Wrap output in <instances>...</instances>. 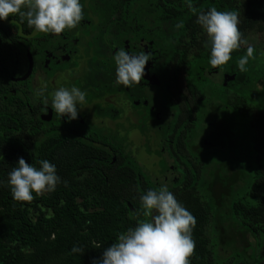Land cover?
I'll list each match as a JSON object with an SVG mask.
<instances>
[{"label": "trees", "instance_id": "1", "mask_svg": "<svg viewBox=\"0 0 264 264\" xmlns=\"http://www.w3.org/2000/svg\"><path fill=\"white\" fill-rule=\"evenodd\" d=\"M134 1L99 0L98 5L100 10L111 11L127 9V3ZM156 3L146 0L144 7L155 14V19L158 17L156 28H114L111 38L101 35L99 41L119 48L128 41L135 53L143 50V44L147 46L157 61L151 64L152 70L160 79L156 83L149 81L143 101L151 102L154 91H159L165 102L172 101L173 88L183 89V83L192 94L204 96L203 107L196 109L202 116H197L200 127L194 134L203 167L196 171L189 167L191 177L186 178L181 190L167 184L196 219L192 232L196 247L190 264H264V58L254 47L255 58L249 60L247 72H241L237 61L246 54V48L241 47L232 53L225 71L219 74V69L209 64L210 47L204 46L207 35L185 0H163L158 6ZM192 3L203 12L212 7L238 12L239 29L246 39L251 32L264 31V0ZM180 21L184 27L178 29ZM1 25L0 100L4 103L0 106V264H92L102 259L104 250L117 242L120 233L136 226L133 213L140 207V195L162 184L146 177L140 182L144 173L128 157L124 146H95L66 137L58 128L48 132L36 128V136L32 130L21 137L26 129L24 115L14 102L17 97L6 89V80L11 71H21L25 65L26 52L20 45L23 34ZM157 110H162L163 119L172 112L187 114L167 105L156 107L154 112ZM153 121L150 131L154 132L158 120ZM20 157L37 168L40 160L54 164L61 178L56 190L42 197L33 193L35 198L30 204L16 202L8 177ZM159 169L163 183L170 171L169 163L163 159ZM207 171L209 182L204 180ZM241 183L243 186L238 188ZM216 184L229 188L230 193L216 194L212 189ZM203 189L209 198L205 204ZM215 218L214 233L228 240L218 251H213L208 237ZM93 241L100 247H94ZM74 246L81 247L83 255L72 253ZM227 246H231L234 257L225 261L217 255ZM250 247L255 249L252 254L247 250Z\"/></svg>", "mask_w": 264, "mask_h": 264}, {"label": "flooded vegetation", "instance_id": "2", "mask_svg": "<svg viewBox=\"0 0 264 264\" xmlns=\"http://www.w3.org/2000/svg\"><path fill=\"white\" fill-rule=\"evenodd\" d=\"M98 1L80 0L83 5L84 19L75 29L66 30L59 36L35 32L34 29L27 26L26 21L21 22L18 15L9 17L7 21L0 20L5 28L8 26L17 34H23V44L20 45L23 46L26 52L24 67L21 71L16 69L15 72L11 71V74H8L6 89L17 97L14 101L17 109L24 115V123L27 121V124H30L27 135H30L33 130L32 134L36 136V128L45 130V132L58 128L61 134L66 137L95 146L104 143H110L111 146H117L118 148L124 146L128 157L137 163L140 171L144 173L143 177H139L140 182H144V177L148 178V173H151L152 170H160V163L164 159L169 163L170 171L165 174L163 183L176 185L175 188L181 190L185 188L186 178L191 177L189 167L193 170L197 167H203L202 158L197 152L198 145L196 142L198 141L195 140L194 134L200 127L196 109L200 111L203 107V101L201 100L204 96L199 92L192 94L183 83V89L179 90V86L173 88L172 101L165 102L162 94L154 90V92H151L152 101H143L142 96L146 93L149 81L156 83L160 79L157 73L152 70L151 64L157 62L152 57L145 67V75L140 84L133 85L130 88L124 86L122 88L121 85L116 84L114 55L120 48L99 41L101 35H108V38H111L112 36L109 34L114 31V28H120L122 31L129 27L141 31L156 28L154 25H157L158 17L155 19V14L144 8L146 7V0H135L127 3V9L119 8L111 11L100 10ZM156 1V6L163 3V0ZM86 3L89 4V9L85 8L84 4ZM119 6H121V3ZM150 6L153 7L152 4ZM147 17L150 20H147ZM147 23L150 24L147 25ZM0 28H3V25ZM127 44L128 41H126V46L123 48L130 54L135 53ZM142 47L144 51L140 49L138 53H148L147 46L143 44ZM72 63H76L75 67L72 66ZM86 65L87 68L83 77L81 70ZM64 66L68 68L64 70L62 68ZM55 70L60 71L53 74ZM29 72L30 75L27 77ZM61 74L67 77L59 79ZM25 77L27 78L24 79ZM72 86H76L87 93L86 106L94 111L95 117L100 114L104 116L106 113L103 123L107 122L110 127H115L112 123H116L117 117H119V119H125L126 124L131 125L136 123L137 117H145V129L130 128L125 130L122 136L118 132L115 138L105 133L101 135L96 133L92 137L90 131L84 130L81 123L78 124L79 129L75 128L76 120L70 122L65 120L67 118L65 117L62 122L57 123L61 117L59 115L55 116L54 111L51 109V94L59 87L71 88ZM38 92L41 94H38ZM229 97L235 101L232 95ZM45 98L48 99L47 105L43 103ZM110 99H122L124 107L121 108L118 104L113 105V107L111 105L105 107L101 102L105 100L111 103ZM0 103V106H2L4 102L0 100ZM20 103L23 105L21 109L18 107ZM237 104L240 105L238 99ZM166 105L168 107H178L179 110L187 111V114L178 111L176 115L172 112L168 113L169 115L163 119L162 110L154 111L156 107ZM123 115L124 117H122ZM88 118V116H83L82 113L78 115V121L85 124ZM154 118L158 120V123L153 132L150 130L154 124ZM176 128H180L182 131L178 132ZM21 137L25 138L26 135L23 136L22 134ZM136 138L145 139V142L142 145H135ZM38 139H40V136ZM205 144L210 145V142L205 141ZM129 145H131V148L128 147ZM108 149L111 148L108 147ZM159 152L161 157H158ZM186 152L190 153L189 158ZM141 156L152 161L148 164L149 166H143L141 162L139 163Z\"/></svg>", "mask_w": 264, "mask_h": 264}, {"label": "clouds", "instance_id": "3", "mask_svg": "<svg viewBox=\"0 0 264 264\" xmlns=\"http://www.w3.org/2000/svg\"><path fill=\"white\" fill-rule=\"evenodd\" d=\"M185 3L207 35L204 46L210 47L211 67L222 74L232 53L244 47L246 54L237 64L241 72H247L249 60L255 58V48L239 29L238 12L219 11L216 7L203 12L193 6L192 0H185ZM16 15L35 32L56 36L75 29L84 19L80 0H0V20L7 21ZM176 27L183 28V21ZM151 56L152 53L146 52L130 54L120 48L114 55L116 84L126 88L140 84ZM86 95L76 86L59 87L51 94V109L62 119L77 120L78 108L83 109ZM43 103L47 105L48 99L45 98ZM39 165V168L29 165L20 157L18 165L12 168L8 185L16 202L30 204L35 198L33 193L42 197L54 192L61 183L54 164L40 160ZM133 215L136 226L120 233L117 242L104 250L102 259L93 260L92 264H190L196 247L192 235L196 219L178 202L166 183L157 190L141 194L140 207ZM93 245L100 247L95 241ZM72 253L83 255V249L74 246Z\"/></svg>", "mask_w": 264, "mask_h": 264}, {"label": "rangeland", "instance_id": "4", "mask_svg": "<svg viewBox=\"0 0 264 264\" xmlns=\"http://www.w3.org/2000/svg\"><path fill=\"white\" fill-rule=\"evenodd\" d=\"M84 6L86 9H89V4L86 3V4H84ZM247 40H248L249 44H251L252 46H254L258 49V52L264 58V31H262L261 33H257V32L249 33V37ZM74 65H76V63H72V66H74ZM62 68L65 70L68 67L64 66ZM86 68H87V65L81 70L83 77L85 76ZM56 71H60V70H55L53 72V74H55ZM66 77L67 76H64L61 74L59 76V79L60 78H66ZM110 100H111V103L110 102L108 103L105 100L101 101V102L103 105H105V107H108L109 105H111L113 107V105H116V104H118L121 108L124 107V103L122 102V99H116V100L110 99ZM87 101H88V98H86V103L81 106L83 109L78 108V112L82 113L83 116H88L89 118L86 120V124L78 121V119H77L75 128L79 129L78 124L81 123L82 124L81 126H83L84 130L90 131V136H92V137H94L96 133L99 135H101L102 133H105L106 135L111 136L112 138H115L118 135V132H119V135L122 136V135H124V131L129 130L130 128L135 127L138 130H141V129L144 130L145 129V122H146L145 117H143V118L137 117L136 123L135 124L133 123L131 125L128 123L126 124L127 121L125 119H122V118L119 119V117H117V122L112 123V124H114L115 127H110L108 125L109 123H107V122L103 123V120H104L103 118H104L106 113L104 114V116L102 114H100V115L95 117L94 111L92 109L90 110L86 106ZM111 106H110V108H111ZM122 117H124V115ZM64 119L65 118L58 119L57 123L62 122V120H64ZM65 120H68V118H66ZM25 125H26V129L24 130L23 136H25V135H27V133H29V128H30V124L29 123L27 124V121H26ZM136 139L137 140L134 141L135 145H142L145 142V139H142V138H140V139L136 138ZM128 147L131 148V145H129ZM131 150H133V149H131ZM189 154H190L189 152H186V155L188 156V158L190 157ZM140 162L142 163L143 166H145V165L149 166L148 164H150L152 161L146 159V157H144V156L143 157L141 156L139 159V163ZM162 176L163 175L158 170H152L151 173L150 172L148 173V178L154 182L162 183V181H161ZM204 178H205L204 179L205 181H208V182L210 181V179H211L210 178V171H207ZM242 186H243V183H241L238 188H240ZM212 187H213L212 189L215 190L216 194L223 192V194L227 196L230 193L229 188H223L219 184H216L215 186H212ZM202 193L204 196H206L205 189L202 190ZM208 200H209L208 196L204 197L203 203L204 204L207 203ZM215 220H216V218L212 220V225L208 231V235H209L208 237L212 240L213 251H215V250L218 251L219 248L224 247L227 244L228 240L225 236L222 235L219 237L216 233H214ZM227 247L228 248L223 249V251H221V249H220L218 255L216 253H215V255H217V257H219L220 259H224L225 261L233 259L234 251L232 250L231 246H227ZM247 250H250L249 254H252L255 251L254 247H250V249H247ZM261 253H264V252H261Z\"/></svg>", "mask_w": 264, "mask_h": 264}, {"label": "water", "instance_id": "5", "mask_svg": "<svg viewBox=\"0 0 264 264\" xmlns=\"http://www.w3.org/2000/svg\"><path fill=\"white\" fill-rule=\"evenodd\" d=\"M30 75V72L28 73V75H27V77ZM27 77H25L24 79H26ZM24 79H22V80H24Z\"/></svg>", "mask_w": 264, "mask_h": 264}]
</instances>
